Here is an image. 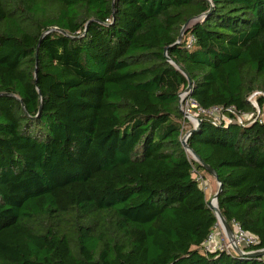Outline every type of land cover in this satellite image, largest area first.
Here are the masks:
<instances>
[{
    "label": "trees",
    "instance_id": "16d2710c",
    "mask_svg": "<svg viewBox=\"0 0 264 264\" xmlns=\"http://www.w3.org/2000/svg\"><path fill=\"white\" fill-rule=\"evenodd\" d=\"M182 92L264 249V0H0V264H264Z\"/></svg>",
    "mask_w": 264,
    "mask_h": 264
},
{
    "label": "built area",
    "instance_id": "2783aa9c",
    "mask_svg": "<svg viewBox=\"0 0 264 264\" xmlns=\"http://www.w3.org/2000/svg\"><path fill=\"white\" fill-rule=\"evenodd\" d=\"M185 95H186V92H182L180 94L181 102H182L183 97ZM186 101H189L191 104H194L195 107H197V104L193 99H186ZM198 109L200 111L199 114H207L208 116H210L211 118H213L216 121H220V120H226L227 121L228 120V118L222 113L221 108H219V107H212L209 109H202V108H198ZM182 110L184 113H187L189 116L192 117L191 114H189L187 111H185L183 109V103H182ZM190 119H189V121H190ZM194 119H195L194 122L196 123L197 118H194ZM238 121H241V117H238ZM183 139H184V136L182 137L181 140H183ZM196 178L200 182L201 187L203 189H205L206 185H205V180H204L203 176L198 174L196 176ZM211 203L212 204L214 203L213 199L211 200ZM217 225H218V223H217ZM217 225H216V227H217ZM231 227L233 228L231 238L228 237L224 227H222V229H224L225 232H223V234H220L219 236L214 235V231L211 232L208 235L205 242L203 243L204 248L208 249V250L225 249V250H242L243 251L246 247L255 243L256 237L253 236L251 233L241 229V227L238 225V223H235V222L232 223ZM215 229H217V228H215Z\"/></svg>",
    "mask_w": 264,
    "mask_h": 264
},
{
    "label": "water",
    "instance_id": "95a60500",
    "mask_svg": "<svg viewBox=\"0 0 264 264\" xmlns=\"http://www.w3.org/2000/svg\"><path fill=\"white\" fill-rule=\"evenodd\" d=\"M187 88H189V86H188ZM184 114H185V116H186V117L188 118V120H189V119H190V116H189L187 113H184ZM196 120L198 121L197 124L194 125V126L192 127L191 130H189L188 132L185 133V135H184V139L182 140V144H183V145H186L187 136H188V135H189V134H190V133L196 128V126L198 125V123H199L198 118H197ZM186 148H187V150L190 152L191 156H192L194 159L199 160V161L201 162L203 168H204V169H205L210 175H212V176L215 177V180H216V182H217V184H218V189H217V191L215 192V194H214V196H213L214 204H212L211 201H209V204H210V206L212 207V209L214 210L215 215H216V217H217V220L223 225V227H224V229H225V231H226L228 237L231 238V235H232V228H231V226L228 224V222L224 219V217L222 216V214L220 213V211H219V209H218V207H217V194H218V191L220 190V181H219V179L216 177L213 168H211L209 165H207V164L204 163L202 160H200V159L197 157V155H196L192 150L189 149V147H188L187 145H186ZM235 251H237V252H243L242 250H235ZM245 253H246V254H252V255H256V256L263 257V256H264V249H259V250H257V251H247V252H245Z\"/></svg>",
    "mask_w": 264,
    "mask_h": 264
},
{
    "label": "rangeland",
    "instance_id": "374dc122",
    "mask_svg": "<svg viewBox=\"0 0 264 264\" xmlns=\"http://www.w3.org/2000/svg\"><path fill=\"white\" fill-rule=\"evenodd\" d=\"M182 102H183V109L185 111H187L189 114H191L192 117H193V118L191 117L192 119H190V123H191V125L193 127L194 124L196 125L197 122H198L197 121L195 123L194 122L195 121L194 118H198V114H199L200 111H199V109L197 107H195L194 104H191L189 101H185V96L183 97ZM263 110H264V108H263ZM262 115H264V111H263ZM203 178L205 180V185H206V187L204 189L206 198L209 201H211L213 199V196H214L216 190H217L218 184H217L216 180L211 178V176L208 175V174H206L205 177H203ZM221 225L222 224L218 221V225L216 227L217 229H215L214 235L219 236L220 234H223V232H225L224 229H222L223 225L222 226ZM232 230H233V228H232ZM243 251H246V250L244 249Z\"/></svg>",
    "mask_w": 264,
    "mask_h": 264
},
{
    "label": "bare ground",
    "instance_id": "6f19581e",
    "mask_svg": "<svg viewBox=\"0 0 264 264\" xmlns=\"http://www.w3.org/2000/svg\"><path fill=\"white\" fill-rule=\"evenodd\" d=\"M190 118H191V116H190ZM192 119V118H191Z\"/></svg>",
    "mask_w": 264,
    "mask_h": 264
}]
</instances>
